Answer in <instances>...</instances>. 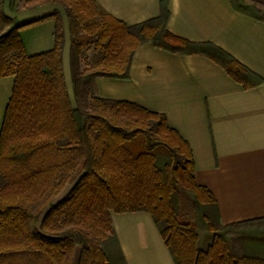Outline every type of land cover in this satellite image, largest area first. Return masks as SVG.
<instances>
[{"label": "trees", "instance_id": "16d2710c", "mask_svg": "<svg viewBox=\"0 0 264 264\" xmlns=\"http://www.w3.org/2000/svg\"><path fill=\"white\" fill-rule=\"evenodd\" d=\"M20 1L22 9L62 8L40 18L54 21L51 49L26 53ZM229 1L264 22V0ZM168 18L166 0L156 17L133 25L96 0H0V78L14 77L0 128V264H126L110 211L148 212L175 264H264V241L239 229L264 219L221 222L216 199L194 179L188 143L165 115L94 94L96 77L129 76L144 42L205 55L245 89L261 83L217 45L170 32ZM65 28L72 97L62 66ZM182 193L198 211L194 222L179 217Z\"/></svg>", "mask_w": 264, "mask_h": 264}, {"label": "crops", "instance_id": "0c3cea01", "mask_svg": "<svg viewBox=\"0 0 264 264\" xmlns=\"http://www.w3.org/2000/svg\"><path fill=\"white\" fill-rule=\"evenodd\" d=\"M114 17L133 25L159 14L162 0H96ZM167 28L190 41L210 42L261 77L245 89L223 67L202 54H177L140 44L129 76H98L97 97L135 103L163 113L188 143L194 179L217 202L223 224L264 219V22L235 10L229 0H166ZM60 9L45 4L16 13L27 54L53 46L54 21L40 19ZM69 75V39L62 49ZM13 76L0 78V128ZM126 264H175L151 215L146 211H110Z\"/></svg>", "mask_w": 264, "mask_h": 264}, {"label": "rangeland", "instance_id": "374dc122", "mask_svg": "<svg viewBox=\"0 0 264 264\" xmlns=\"http://www.w3.org/2000/svg\"><path fill=\"white\" fill-rule=\"evenodd\" d=\"M9 0H5L6 5L8 4ZM18 7H22V1L17 3ZM60 8V7H59ZM62 10V8H60ZM63 12V10H62ZM65 19V17H64ZM85 56H86V61H90L91 57H92V48H90L89 50H87L85 52ZM67 87L69 90V94L72 97V90H71V85H70V80H69V75L67 77ZM69 188V186H67V188L65 189L64 192L67 191V189ZM177 209H178V213H179V217L182 221L184 222H194L196 221L197 217H198V211L195 208L194 202L192 201V199L187 196L186 194H181L179 199H178V203H177ZM197 231H198V245L200 246H204L205 245V234L204 232L200 229V227H197ZM239 229H246L249 231H252L251 233L253 235H251L250 239L252 240H262L264 241V222H257V223H252L246 226H241ZM257 231V232H256ZM240 247L241 248V241H239ZM242 250V249H241Z\"/></svg>", "mask_w": 264, "mask_h": 264}]
</instances>
